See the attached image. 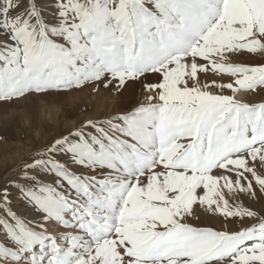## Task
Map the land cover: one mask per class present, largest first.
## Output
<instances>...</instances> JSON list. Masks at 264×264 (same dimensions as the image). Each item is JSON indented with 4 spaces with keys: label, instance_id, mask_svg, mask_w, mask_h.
I'll return each instance as SVG.
<instances>
[{
    "label": "snow or ice",
    "instance_id": "obj_1",
    "mask_svg": "<svg viewBox=\"0 0 264 264\" xmlns=\"http://www.w3.org/2000/svg\"><path fill=\"white\" fill-rule=\"evenodd\" d=\"M130 83L0 182V264H264V0H0V102Z\"/></svg>",
    "mask_w": 264,
    "mask_h": 264
},
{
    "label": "rangeland",
    "instance_id": "obj_2",
    "mask_svg": "<svg viewBox=\"0 0 264 264\" xmlns=\"http://www.w3.org/2000/svg\"><path fill=\"white\" fill-rule=\"evenodd\" d=\"M240 62L254 64L253 58ZM213 79L209 74V82ZM219 79V77H216ZM147 93L140 84L131 83L122 92L91 87L67 93L31 94L10 103L0 102V182L12 176L35 149L50 142L60 132L81 122L106 117L114 112L138 106ZM249 103L264 102V90L237 97ZM205 218V219H204ZM194 224L219 228L210 216H202Z\"/></svg>",
    "mask_w": 264,
    "mask_h": 264
},
{
    "label": "bare ground",
    "instance_id": "obj_3",
    "mask_svg": "<svg viewBox=\"0 0 264 264\" xmlns=\"http://www.w3.org/2000/svg\"><path fill=\"white\" fill-rule=\"evenodd\" d=\"M241 96H242V93H241L238 97H241ZM211 218H212V220L218 222L219 228L222 226V224H221V222H220L219 220H217V219H215V218H213V217H211ZM204 219H205V218H204Z\"/></svg>",
    "mask_w": 264,
    "mask_h": 264
}]
</instances>
